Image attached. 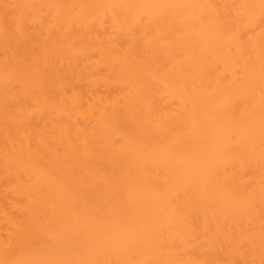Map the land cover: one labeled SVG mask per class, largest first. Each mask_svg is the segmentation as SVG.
Returning a JSON list of instances; mask_svg holds the SVG:
<instances>
[{"label":"bare ground","instance_id":"1","mask_svg":"<svg viewBox=\"0 0 264 264\" xmlns=\"http://www.w3.org/2000/svg\"><path fill=\"white\" fill-rule=\"evenodd\" d=\"M0 264H264V0H0Z\"/></svg>","mask_w":264,"mask_h":264}]
</instances>
